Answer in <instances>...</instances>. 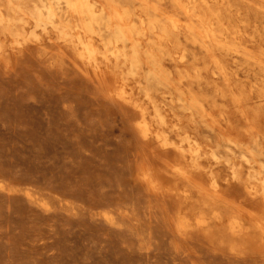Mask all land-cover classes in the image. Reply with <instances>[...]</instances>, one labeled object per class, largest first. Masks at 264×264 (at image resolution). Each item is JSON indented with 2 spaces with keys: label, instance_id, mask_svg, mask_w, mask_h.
Wrapping results in <instances>:
<instances>
[{
  "label": "rangeland",
  "instance_id": "rangeland-1",
  "mask_svg": "<svg viewBox=\"0 0 264 264\" xmlns=\"http://www.w3.org/2000/svg\"><path fill=\"white\" fill-rule=\"evenodd\" d=\"M43 39L0 61V264H264V246L237 241L232 249L222 226L198 227V216L209 212L188 205L181 191L190 187L168 172L181 155L143 139L136 111L111 98L99 76L80 71L71 52ZM262 102L254 107L264 140ZM237 121L234 133L252 141ZM204 127L190 129L215 141ZM145 165L159 181L158 195L140 180ZM214 167L229 196L250 200L227 165ZM181 211L186 231L178 227Z\"/></svg>",
  "mask_w": 264,
  "mask_h": 264
},
{
  "label": "bare ground",
  "instance_id": "bare-ground-1",
  "mask_svg": "<svg viewBox=\"0 0 264 264\" xmlns=\"http://www.w3.org/2000/svg\"><path fill=\"white\" fill-rule=\"evenodd\" d=\"M44 36L65 56L71 52L84 74L99 76L111 98L136 111L143 139L181 155L168 172L190 187L181 191L188 205L209 212L198 216L199 228L222 226L232 249L237 241L264 246L263 116L254 107L264 98V0H0V61L29 43L43 45ZM235 118L252 141L234 133ZM191 126H205L216 140L201 141ZM205 159L214 164L205 166ZM222 164L262 206L222 189L214 167ZM140 180L158 195L153 168L143 166ZM180 215L178 227L186 231V211Z\"/></svg>",
  "mask_w": 264,
  "mask_h": 264
}]
</instances>
